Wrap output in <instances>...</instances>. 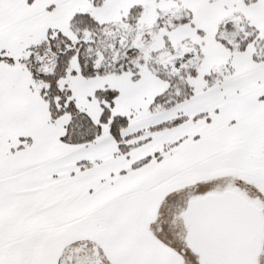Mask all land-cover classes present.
I'll use <instances>...</instances> for the list:
<instances>
[{"label": "snow or ice", "instance_id": "snow-or-ice-1", "mask_svg": "<svg viewBox=\"0 0 264 264\" xmlns=\"http://www.w3.org/2000/svg\"><path fill=\"white\" fill-rule=\"evenodd\" d=\"M0 264H264V0H0Z\"/></svg>", "mask_w": 264, "mask_h": 264}]
</instances>
